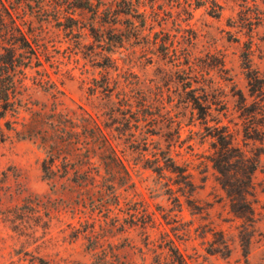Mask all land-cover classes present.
<instances>
[{
    "label": "rangeland",
    "instance_id": "374dc122",
    "mask_svg": "<svg viewBox=\"0 0 264 264\" xmlns=\"http://www.w3.org/2000/svg\"><path fill=\"white\" fill-rule=\"evenodd\" d=\"M88 1L97 12L77 7L85 0H0L4 81L50 108L33 84L47 74L75 130L92 117L118 159L107 169L93 154L99 193L63 177L60 162L46 180L45 151L0 121V264H171L169 241L187 264H264V94L250 97L245 68L264 80V0ZM122 92L149 106L156 127L124 124ZM194 100L209 107L205 121ZM215 127L260 153L252 223L230 212L209 161Z\"/></svg>",
    "mask_w": 264,
    "mask_h": 264
},
{
    "label": "trees",
    "instance_id": "16d2710c",
    "mask_svg": "<svg viewBox=\"0 0 264 264\" xmlns=\"http://www.w3.org/2000/svg\"><path fill=\"white\" fill-rule=\"evenodd\" d=\"M196 3L197 6H202L207 3V0L197 1ZM77 7L97 12V10L92 9V5L88 0ZM130 12H136V10H128L127 13ZM67 20L71 21L72 18L67 17ZM18 32L20 48L24 49V47H28L27 40L20 30ZM32 55L37 61V67H41V64H38L40 63L38 53L34 50ZM5 65H8V62H5ZM245 68L247 70L246 79L250 97L254 95L261 97L264 94V80L259 77L258 72L250 69V65ZM9 76V72L0 74V121H3L5 130L13 133L19 140L38 143L45 151L46 157L42 161L41 169L46 180L52 179L55 174L54 168L60 162L63 177L72 172L79 180L77 183L80 187L88 191L96 189V184L89 183L92 178L91 171L94 170L95 166V163L92 162L93 154L98 153V156L102 157V159L100 158L102 163L100 162L98 167L103 165L107 169H111L115 164H118L112 144L103 129L92 117H89L88 122L82 126V132L78 133L72 126L74 122L67 114L58 109L61 104L60 95L62 93L47 74L41 75L33 84L53 99L50 108H47L44 104L37 105L35 101L25 97L21 91L17 92L12 87V81L9 80L8 83L4 81ZM24 79L25 75L19 80V88L22 90L25 89ZM118 92L121 91L118 90ZM117 95H121L119 102L122 103V107L130 115L131 120H124L125 125L144 123L146 126L156 127L157 120L155 116L148 111L149 106L144 105L141 99L130 95L128 92L117 93ZM238 95L241 101L240 110L246 115L245 104H243L245 99L240 92H238ZM194 106L198 110V119L205 121L206 109H209V107L202 106L198 100H194ZM9 117L12 120H8ZM214 129H219V131L214 136L212 135L215 142L212 145L214 152L209 160L211 166L218 174V182L226 194L230 212L245 223H252L254 210L249 198L254 196L253 176L259 167L260 153L252 152L248 155L233 144V136L224 131V127L221 129L215 127ZM146 141V138L140 139L144 146L147 143ZM161 155L166 158L167 169L175 172L178 168L171 162L168 151L161 152ZM180 173L184 180L190 177V175H182L184 171ZM95 174L99 176L98 171ZM185 183L187 187H192L190 181ZM93 192L99 193L101 189ZM223 249H227L226 245L223 246ZM167 251L171 264H187L173 242H168Z\"/></svg>",
    "mask_w": 264,
    "mask_h": 264
}]
</instances>
